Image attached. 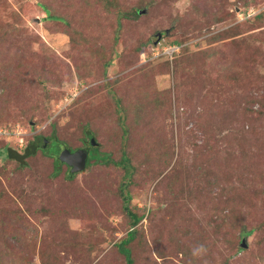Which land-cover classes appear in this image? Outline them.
Returning a JSON list of instances; mask_svg holds the SVG:
<instances>
[{
  "label": "rangeland",
  "instance_id": "rangeland-1",
  "mask_svg": "<svg viewBox=\"0 0 264 264\" xmlns=\"http://www.w3.org/2000/svg\"><path fill=\"white\" fill-rule=\"evenodd\" d=\"M37 2L48 4L64 21L46 17ZM262 2L120 0L122 10L140 5L142 11L135 17L128 12L130 17L115 27L113 14L99 0H0V144L21 152L53 126L55 136L74 147L81 146L84 129L93 132L95 137L88 134L86 142L94 137L106 152L114 139L111 123L119 119L99 112L108 109L100 105L103 84L114 89L126 80L133 81V88L148 84L160 107L158 115H151L155 124L150 132L141 134L139 124L124 122L130 131L133 125L138 129L136 137L147 147L127 149L135 167L128 179L131 206L144 214L130 244L135 264H191L176 247L182 229L215 242L205 250L208 260L264 264V18L254 22L251 17L260 10L247 7ZM246 21L243 29L237 27ZM218 31L224 33L214 44L219 54L206 57V38ZM151 36L161 42L187 40L198 61L196 75L183 72L176 80L171 66L161 64L162 50V56L137 61V46L150 43ZM157 51L152 53L158 56ZM106 57L113 61L105 69ZM125 114L123 118L131 112ZM201 144L206 148L200 150ZM198 153L196 165L210 159L218 179L203 188L208 194L200 207L189 193L196 181L192 155ZM96 163L69 179L62 172L51 177V159L39 151L26 168L0 157L5 264H124L113 246L132 220L119 197L123 169ZM220 214L230 216L225 217L232 227L227 233L235 234V243L224 239L218 227L200 229ZM240 220L252 228L243 237L244 250L236 248L243 236L236 227Z\"/></svg>",
  "mask_w": 264,
  "mask_h": 264
},
{
  "label": "trees",
  "instance_id": "trees-1",
  "mask_svg": "<svg viewBox=\"0 0 264 264\" xmlns=\"http://www.w3.org/2000/svg\"><path fill=\"white\" fill-rule=\"evenodd\" d=\"M99 1L103 3L107 11H110L113 14L114 16L113 20H114L115 27L116 26L120 27L121 25H123L122 19L125 20L130 17V15L127 14L128 12L130 13L132 12L131 15L133 17L139 16V15L141 16L142 8L140 7V5L137 7H133V9L130 11H126V10H122L119 7V6H122L121 3L118 4L120 0H99ZM251 2L252 0H250L249 6ZM35 4L43 9L44 13L46 14V17L55 18L57 20L64 21L63 16H56L52 14V8L48 4H45L43 2H37ZM249 6H247L249 9L258 8L260 10L259 12L254 13L251 17L254 22H258L259 20H262L264 18V2L260 3L259 6H254V5L251 7ZM246 11H245V14H246ZM251 18H248V19H251ZM245 24H247V21L244 22V24L237 25V27H240L241 29H243ZM113 32H114L115 38L119 40L121 35H119L118 33L116 34L115 31ZM223 34L224 33L222 31H218L212 34L210 37L206 38L209 44L208 45L209 51L206 57L219 54V48L214 47V44H217L218 41L224 39ZM96 41L97 40L93 39L92 43H96ZM150 41H151L150 43H144V44H140L139 46H137L139 49L137 52V56H136L137 61L145 62L146 58L149 60V59H154L156 57L162 56V53L161 54L159 53L161 50L163 51V48L165 46H177L178 47L177 51H173L171 54L164 55L165 58L164 60H161L162 62L161 64H164L165 66L167 65L169 67L171 66L170 70L172 71V73H174L176 80L181 78L182 76L181 74L183 72L187 73V74H184V76H187V77H189L190 75L192 76L196 75L192 73L195 71L196 69L195 67L198 61H196L197 58L195 57V54H193L192 50L189 49L187 40H185L184 38L180 39L179 37H175L169 42H166V41L161 42V41H156V39L152 38L151 36ZM163 45L165 46L162 47ZM154 49L158 50L157 51L158 56L152 53ZM98 54L99 56L104 57L99 52ZM115 54L119 56V53L115 52ZM250 57L253 58L251 55ZM106 58L102 59V65L105 66V69L107 66L112 64L111 62L113 61L112 58H108L107 60H105ZM128 58H132V57H128ZM7 68H11V67L7 66ZM105 69H103L102 72H104ZM137 82H139V80ZM103 85L106 87L102 88V92L103 91L104 92L100 96L102 100V104L100 105L107 106L108 109L104 113H102V110L99 109V112L105 115L106 117H110L111 119L115 113L117 118L119 119L118 121L114 117L116 123L114 122L113 124L111 123L112 126L110 128L113 127V129L110 132L112 134L114 133V136L112 135L114 139L109 142V146H108L109 152L108 151L101 152V149H99L100 144L96 140V138H94L95 134L93 132L88 133V130L85 131L84 129L85 135H84V140L82 141L81 146L74 147L62 141L57 136H55L54 134L55 128L52 126L50 133H48L44 137L41 135L34 136V138L31 141H28V143L26 144V146L21 152H18L16 149L12 148V146L6 147L4 143H1L0 144V157L6 161H13L16 164V167L18 168H26V166L28 165V159L33 157L36 154V152L39 151L45 158L51 159V162H52L51 177L55 178L56 176H58L59 173L62 172L66 176V178L71 179V178H74L78 173H81L82 171L80 172L77 171V172L72 173L70 171V166L62 162L59 159V154L63 149H68L69 151H75L78 148H82L87 145L88 146L87 147L88 156L86 159V165H85L84 170L88 169L92 165V163H95V162H97L96 164H98L99 167L101 166L103 168L122 167L123 169L122 175L125 177V179H124V182L120 184V188H119L120 196L119 197L121 198V201H122V208L124 210V213L129 218L131 217L132 220L130 222L131 227L129 228L128 232L124 236L120 237L117 241H115L113 246H115L117 252L123 257L124 264H135L134 258L131 254L132 249L130 247V244L135 240V236L139 232V229L137 228L136 225L139 224L141 220L144 218V214H137L136 211L133 209L134 207L131 206V196L132 195L128 190V185H129L128 179L130 175L134 174L135 167L134 166L132 167L129 162L131 158L129 157L127 153V149L134 151L135 149H139V148L144 150L147 147L144 146L143 140L141 142V139L139 140L136 137V131H138V129L135 130L134 129L135 127L133 125V130L130 131V129L127 128V125L124 124V122L125 120L130 119L137 126L139 124V128L140 126L142 127L141 134L144 133L142 130H144L146 133H149L150 132L149 129H151L150 127H152V123L155 124V122H152V120L150 121V119L158 115L160 111L159 109L160 107L158 105L159 100H158V95L156 91L154 90L151 91V87L148 84H145V85L138 84L139 86H136V88H133L135 86V84L133 86V81L127 82L126 80V83L124 84L123 87H118L115 89L112 88L111 85H107L106 83H104ZM129 112H131V115H129L126 118H123L124 115L125 116L127 115L125 113H129ZM151 115H152V118H151ZM104 119L105 117L100 118V120H104ZM147 120L149 121L148 124H147L148 122ZM109 124L110 122L108 123V125ZM51 125H53V123H51ZM86 126L87 125H85L84 127L86 128ZM202 127L203 125L200 126L199 124V130L197 128L198 133L199 131H201ZM5 129L6 131H8L9 128L6 127ZM194 133L196 134V132ZM88 134L90 136H94L92 137L95 141L94 145L90 144V139L89 141L86 142V138ZM116 136L118 137L117 141H116ZM159 142H160L161 147L166 149V146L162 145L161 141ZM204 148H206L205 144H201V146L199 147L200 150H203ZM91 150H93L92 154H91ZM116 156H119L118 160H116L115 158ZM192 156L195 158L194 160L192 159V165H195L194 170H195V175H196V181L193 182V187L189 191V193L191 194L192 196L191 198L194 201L193 202L194 206L200 207L204 201L205 195L208 194V192L203 188L208 186V184H212L216 182L218 179L215 178L213 175L214 172L210 165V159L202 160L200 165H196V162L197 160L199 161L201 154L198 153L197 155L195 154ZM147 158H153V154H151V156L146 157V159ZM142 177H144V173L142 174ZM144 182L145 180L143 182H140V184L142 185L140 186L141 188L145 187ZM227 202H232V201L229 199L227 200ZM226 207L230 208L231 205H226ZM225 217L229 218L230 216L228 217L225 216ZM225 217L222 214L218 216L216 215V217H212V223H209L208 228L201 226L200 229H209L210 225L213 228L218 227L219 231H222L221 236L224 239L227 236V239H230L229 241H233L235 243V239H234L235 234L233 232H231V234L227 233L228 229H232V227L229 223L226 222ZM236 227L238 228L239 232H242L243 234L241 242L239 244L241 246L237 245L236 248L244 250V248L247 247V244L245 240H243V237H245L247 234L252 232V228L247 229L245 220L244 222L242 220L238 221L236 224ZM2 231L3 229L0 230V234ZM180 232H181L180 238H179L180 240L179 241L177 240L176 247L181 248V252H183L184 254L183 257L190 260L191 264L192 263L194 264H226L227 263L228 260H224V259L219 260L220 257L218 259L216 258L215 260H208L205 250H207L206 248H210L215 245V242H213L211 238L198 237L195 234L196 231L194 232L193 229H188V230L182 229ZM261 241L264 242V236L261 237ZM5 246L11 247L8 244H6ZM232 248L233 247L230 246V249ZM6 252H8V250H6ZM3 253H5V251L0 250V264H5V261H6L1 255ZM262 253H264V251ZM45 257H48L51 259L49 255H46ZM9 263L15 264V260H10ZM27 263L31 264V260L29 262H26V264ZM40 264H55V263H52L49 261H42Z\"/></svg>",
  "mask_w": 264,
  "mask_h": 264
},
{
  "label": "water",
  "instance_id": "water-1",
  "mask_svg": "<svg viewBox=\"0 0 264 264\" xmlns=\"http://www.w3.org/2000/svg\"><path fill=\"white\" fill-rule=\"evenodd\" d=\"M90 144H95V141L92 137L90 138ZM87 156L88 149L86 148H78L75 151L63 149L59 154V159L69 165L70 171L74 173L77 171H83L85 169Z\"/></svg>",
  "mask_w": 264,
  "mask_h": 264
},
{
  "label": "built area",
  "instance_id": "built-area-1",
  "mask_svg": "<svg viewBox=\"0 0 264 264\" xmlns=\"http://www.w3.org/2000/svg\"><path fill=\"white\" fill-rule=\"evenodd\" d=\"M166 47L167 46H165V48H163V53L164 54H171L173 51H177L178 50V47L177 46H168V48H166Z\"/></svg>",
  "mask_w": 264,
  "mask_h": 264
}]
</instances>
